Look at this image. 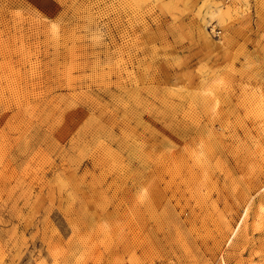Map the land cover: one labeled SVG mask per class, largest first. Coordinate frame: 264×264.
<instances>
[{
    "label": "rangeland",
    "instance_id": "rangeland-1",
    "mask_svg": "<svg viewBox=\"0 0 264 264\" xmlns=\"http://www.w3.org/2000/svg\"><path fill=\"white\" fill-rule=\"evenodd\" d=\"M0 264H264V0H0Z\"/></svg>",
    "mask_w": 264,
    "mask_h": 264
}]
</instances>
